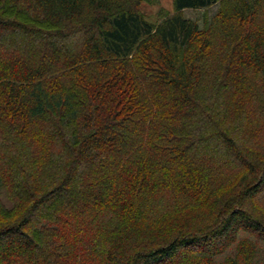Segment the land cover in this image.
<instances>
[{
  "label": "trees",
  "instance_id": "trees-1",
  "mask_svg": "<svg viewBox=\"0 0 264 264\" xmlns=\"http://www.w3.org/2000/svg\"><path fill=\"white\" fill-rule=\"evenodd\" d=\"M154 1L0 0V264H264V0Z\"/></svg>",
  "mask_w": 264,
  "mask_h": 264
},
{
  "label": "rangeland",
  "instance_id": "rangeland-1",
  "mask_svg": "<svg viewBox=\"0 0 264 264\" xmlns=\"http://www.w3.org/2000/svg\"><path fill=\"white\" fill-rule=\"evenodd\" d=\"M140 10L150 22L158 23L162 19V14L168 13L171 15L174 13L173 0H155L154 3L144 2L141 4ZM201 14L202 12H198V11H185L184 12V15L186 17L194 19V20H200ZM221 144L222 143H220L219 141L214 142V145L221 146ZM229 160L233 162V157L230 158ZM257 201H258V205L262 203L264 204V185H263L261 193L257 197ZM181 260L185 261L186 258H183Z\"/></svg>",
  "mask_w": 264,
  "mask_h": 264
}]
</instances>
